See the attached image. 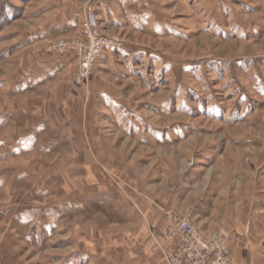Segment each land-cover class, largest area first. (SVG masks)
Listing matches in <instances>:
<instances>
[{"label": "rangeland", "instance_id": "obj_1", "mask_svg": "<svg viewBox=\"0 0 264 264\" xmlns=\"http://www.w3.org/2000/svg\"><path fill=\"white\" fill-rule=\"evenodd\" d=\"M148 2L150 19L108 25L96 0H0V264H122L113 240L140 226L166 264L168 209L204 235L224 227L230 253L264 246V0ZM69 12L79 32L54 34ZM89 12L118 47L77 83L75 51L46 47L81 37ZM99 86L120 107L89 126Z\"/></svg>", "mask_w": 264, "mask_h": 264}, {"label": "crops", "instance_id": "obj_2", "mask_svg": "<svg viewBox=\"0 0 264 264\" xmlns=\"http://www.w3.org/2000/svg\"><path fill=\"white\" fill-rule=\"evenodd\" d=\"M97 2L99 3V6L97 7L98 9H96V14L98 15L101 24L105 23L110 25L119 22V20H121L122 14L124 13H128L129 15H131L132 13L136 15L138 14L145 20L150 19L149 15L151 14L149 12L151 11H149L150 4L148 0H96V3ZM57 6L58 5L56 3H48L47 5H43V7H40L38 11H41V13L45 11H50L55 9ZM71 14L74 13L69 12L67 15L64 14L61 18L55 21L56 27L53 28V32H55L54 34L68 35L72 33L77 34L79 32L80 23H77L75 21L73 22L71 20ZM99 15H101L102 17ZM64 57L65 56L60 57L59 61L64 62ZM105 91V88L100 86L97 88L95 87V89H93L94 96L91 97L92 99L89 103L90 107L88 108L86 117L83 120L87 122L89 126L92 125L91 122L100 123L108 121V119H114V117L112 116L114 114L113 112L120 107V104L117 102L116 97L110 95L109 93H105ZM92 101L95 104H93ZM65 108L66 107L64 106V108H62L63 110H61V124H64L66 120L70 122L72 121L76 125L75 128L78 129L79 127L80 129L78 123L79 121L81 122V114L77 113L79 112V110H74V112H66L65 110L67 109ZM61 128H64V126H62ZM66 131L67 129H59L58 132L54 134V136L56 138L61 136L63 137ZM81 166L90 168L88 167V164L83 162ZM103 187V184L100 183V189H103ZM145 205L146 209H144V213L150 216L153 223L157 225V214L156 209L153 208L154 204L147 202L145 203ZM198 208L199 207H197L196 210H192H200ZM135 213L136 212L133 209L132 217H135ZM195 215L196 213H194V216ZM201 216L205 218L207 217L209 219L212 218L211 212L202 213ZM197 223L199 225L200 220H198ZM138 230L139 231H134V240L130 239L131 237L127 239L126 246L125 243H123L122 241L119 242L115 239L117 241L116 242L113 240L115 245L113 246L114 248H112L111 250L113 256L117 259L116 261L122 264L123 262H125L126 264H164L162 259L158 256V253L155 251V249H153L150 239L147 237L145 230H143V227L140 226V229ZM114 257L112 260H115ZM230 264H264V246H262L260 243H243L239 246L232 245Z\"/></svg>", "mask_w": 264, "mask_h": 264}, {"label": "built area", "instance_id": "obj_3", "mask_svg": "<svg viewBox=\"0 0 264 264\" xmlns=\"http://www.w3.org/2000/svg\"><path fill=\"white\" fill-rule=\"evenodd\" d=\"M81 35L75 41L59 39L46 47L49 53H63L70 48L75 51L79 61L77 83L88 77L101 51L115 52L118 47L116 39L100 34L98 20L91 12L84 19ZM228 235L224 227L204 235L196 228L188 209H168L162 227V237L170 247L168 251L161 248L165 263L230 264Z\"/></svg>", "mask_w": 264, "mask_h": 264}]
</instances>
